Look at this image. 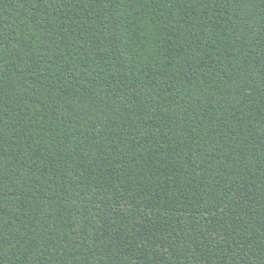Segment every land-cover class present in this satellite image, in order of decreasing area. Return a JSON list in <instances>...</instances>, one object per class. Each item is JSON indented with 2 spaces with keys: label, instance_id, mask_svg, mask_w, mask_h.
<instances>
[{
  "label": "trees",
  "instance_id": "16d2710c",
  "mask_svg": "<svg viewBox=\"0 0 264 264\" xmlns=\"http://www.w3.org/2000/svg\"><path fill=\"white\" fill-rule=\"evenodd\" d=\"M0 264H264V0H0Z\"/></svg>",
  "mask_w": 264,
  "mask_h": 264
},
{
  "label": "snow or ice",
  "instance_id": "6c2138e0",
  "mask_svg": "<svg viewBox=\"0 0 264 264\" xmlns=\"http://www.w3.org/2000/svg\"><path fill=\"white\" fill-rule=\"evenodd\" d=\"M246 11V10H245Z\"/></svg>",
  "mask_w": 264,
  "mask_h": 264
}]
</instances>
